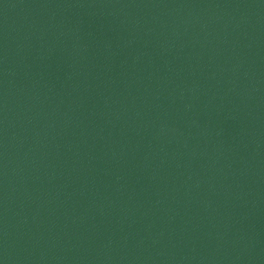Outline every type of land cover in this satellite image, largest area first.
Listing matches in <instances>:
<instances>
[{
  "label": "water",
  "instance_id": "water-1",
  "mask_svg": "<svg viewBox=\"0 0 264 264\" xmlns=\"http://www.w3.org/2000/svg\"><path fill=\"white\" fill-rule=\"evenodd\" d=\"M0 264H264V0H0Z\"/></svg>",
  "mask_w": 264,
  "mask_h": 264
}]
</instances>
